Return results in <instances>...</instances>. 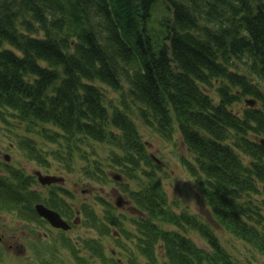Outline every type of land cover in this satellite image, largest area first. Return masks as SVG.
Masks as SVG:
<instances>
[{
    "label": "trees",
    "instance_id": "obj_1",
    "mask_svg": "<svg viewBox=\"0 0 264 264\" xmlns=\"http://www.w3.org/2000/svg\"><path fill=\"white\" fill-rule=\"evenodd\" d=\"M245 97L256 105L232 111ZM138 124L179 136L211 222L244 258L169 201ZM2 136L27 162L98 187L93 205L73 206L68 188L33 189L34 176L0 162V213L43 225L39 202L98 233L80 248L60 231L50 239L73 264H264V0H0ZM109 169L128 216L102 196ZM109 225L118 237L105 257Z\"/></svg>",
    "mask_w": 264,
    "mask_h": 264
},
{
    "label": "rangeland",
    "instance_id": "obj_2",
    "mask_svg": "<svg viewBox=\"0 0 264 264\" xmlns=\"http://www.w3.org/2000/svg\"><path fill=\"white\" fill-rule=\"evenodd\" d=\"M109 96H113L112 93ZM244 107L243 101L234 103L231 105L232 111L239 113L240 109ZM139 133L141 134L142 140L147 143V151L155 155L159 160L162 161V166L159 167L158 176L162 177V184L165 192L167 193L169 201H176L181 204V207L185 206L191 213H197L199 216H204L205 219L216 229L219 237L229 241V245L232 244L236 250L228 244L224 243L226 249L232 253L235 258H244L246 252V246L235 240L233 237L223 231L211 222L206 205L204 201L199 198L200 191L197 189L194 178L189 176L185 167L182 165V158L192 161L193 155L186 151V148L179 139V136L175 133L173 136V142L167 143L161 140L157 135L150 133L147 129L138 124ZM8 139L2 136L0 139V150L2 153L10 155V164L14 166L22 167L26 172H32L37 169L35 164L27 162L24 158L20 157L15 150H9L6 146ZM41 144V141L39 142ZM45 148V147H43ZM2 153L0 154V162H2ZM246 161V159H245ZM58 172L54 168H51L49 173ZM55 174V173H52ZM64 177V183L62 185L65 188L71 190L74 194L71 197V202L77 205L79 202L87 200V202H93L94 194L91 196L87 193L86 185L75 183L74 174L59 173ZM40 186V185H39ZM32 184V188L42 191L41 187ZM116 187V186H115ZM98 191V189H97ZM104 197L114 204L113 189L105 191ZM125 198V196L123 195ZM259 198V197H257ZM70 200V199H69ZM114 206V205H113ZM123 207V206H122ZM125 209H115L116 213H123L128 216L131 213V209L128 206H124ZM127 210V211H126ZM111 226V225H109ZM48 225H39L33 222H21L14 215L9 213H0V264H43L48 260L49 263L53 264H73V258L67 251L66 247L62 244H57L55 251H50L47 248V244H50V237L59 236L58 232L54 229L48 228ZM126 228H130L131 225H125ZM168 227V226H166ZM117 233V229L111 226L110 237H102L104 245V256H110V245L113 242V237ZM63 236L69 238L70 246L80 248V240L85 239L88 236L98 238V233L93 230L92 227L88 228L84 225H76L72 230L63 233ZM113 232V234H111ZM44 234V235H43ZM36 246H39V250H35ZM247 250V249H246ZM54 253V256L51 255ZM84 254V253H81ZM117 258V256H114ZM90 264H103L102 262H92ZM258 261L263 262V259L259 258ZM109 264V263H104Z\"/></svg>",
    "mask_w": 264,
    "mask_h": 264
},
{
    "label": "water",
    "instance_id": "obj_3",
    "mask_svg": "<svg viewBox=\"0 0 264 264\" xmlns=\"http://www.w3.org/2000/svg\"><path fill=\"white\" fill-rule=\"evenodd\" d=\"M244 103L246 105L252 107L255 104V100L254 99H245ZM260 144L264 146V140H260ZM150 157L157 164H160V162L157 159H155L152 155ZM5 159L8 160V157L5 156ZM35 175L37 176L38 182L41 185H45V184L48 185V184H51V183H54V182H59V181L62 180L61 178H57V177H54V176L41 175L38 171L35 172ZM121 204H122L121 199H118L116 201V206L119 207V206H121ZM34 209H35L36 213L41 218L45 219L51 226H53L55 228H60V229H63V230L68 228V224L60 218V215L57 212L46 208L42 204H36L34 206Z\"/></svg>",
    "mask_w": 264,
    "mask_h": 264
},
{
    "label": "flooded vegetation",
    "instance_id": "obj_4",
    "mask_svg": "<svg viewBox=\"0 0 264 264\" xmlns=\"http://www.w3.org/2000/svg\"><path fill=\"white\" fill-rule=\"evenodd\" d=\"M73 195H74V194H73ZM73 227H74V226L71 225V227L67 230V232L70 231V230H72Z\"/></svg>",
    "mask_w": 264,
    "mask_h": 264
}]
</instances>
